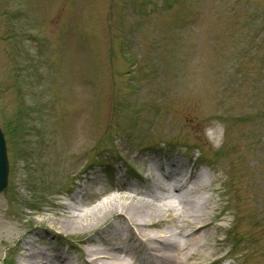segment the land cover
<instances>
[{
  "label": "rangeland",
  "instance_id": "rangeland-1",
  "mask_svg": "<svg viewBox=\"0 0 264 264\" xmlns=\"http://www.w3.org/2000/svg\"><path fill=\"white\" fill-rule=\"evenodd\" d=\"M0 128V264L45 225L58 237L33 242L75 264L124 243L61 221L158 195L149 165L169 159L207 173L210 217L245 236L223 264H264V0H0Z\"/></svg>",
  "mask_w": 264,
  "mask_h": 264
},
{
  "label": "bare ground",
  "instance_id": "bare-ground-1",
  "mask_svg": "<svg viewBox=\"0 0 264 264\" xmlns=\"http://www.w3.org/2000/svg\"><path fill=\"white\" fill-rule=\"evenodd\" d=\"M153 163L151 165L159 171L153 180L158 195L151 198L129 195L122 201L119 197L109 196L84 210L79 217L62 219L61 226L68 230L99 219L96 228L102 224L113 226L118 236L125 240L121 244L107 240L103 249L94 245L86 249L83 258L89 264H217L222 261L225 238L220 233L224 228L218 222L224 217L220 212L210 217L216 203L211 202L209 194L204 196L207 173L195 166L192 170L187 162L177 164L170 160L165 169ZM185 174L188 176L183 179ZM164 194L168 201H162ZM41 227L44 231L34 235L55 239L57 235L51 226ZM212 229L216 230L215 234H211ZM32 233L34 230L29 231L31 236L25 240L23 252L17 255L14 264H75L62 248H39L33 242L35 236ZM210 235L215 242L212 253L208 250ZM135 248L143 253L142 258L135 254Z\"/></svg>",
  "mask_w": 264,
  "mask_h": 264
},
{
  "label": "water",
  "instance_id": "water-1",
  "mask_svg": "<svg viewBox=\"0 0 264 264\" xmlns=\"http://www.w3.org/2000/svg\"><path fill=\"white\" fill-rule=\"evenodd\" d=\"M7 171H8V167H7V159L5 152V144L2 133L0 131V192L6 186Z\"/></svg>",
  "mask_w": 264,
  "mask_h": 264
}]
</instances>
